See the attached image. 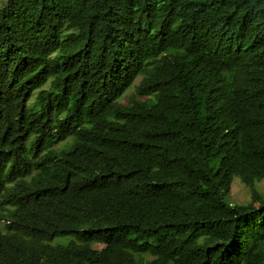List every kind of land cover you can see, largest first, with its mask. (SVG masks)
I'll list each match as a JSON object with an SVG mask.
<instances>
[{
    "label": "trees",
    "instance_id": "trees-1",
    "mask_svg": "<svg viewBox=\"0 0 264 264\" xmlns=\"http://www.w3.org/2000/svg\"><path fill=\"white\" fill-rule=\"evenodd\" d=\"M263 178L264 0H0V264H264Z\"/></svg>",
    "mask_w": 264,
    "mask_h": 264
},
{
    "label": "rangeland",
    "instance_id": "rangeland-1",
    "mask_svg": "<svg viewBox=\"0 0 264 264\" xmlns=\"http://www.w3.org/2000/svg\"><path fill=\"white\" fill-rule=\"evenodd\" d=\"M138 81L139 77H137L131 84V86H129L123 92L118 100H116V102L114 103V107L120 110H126L135 102H144L151 106L161 105L162 91L157 88H150L143 94H137L135 92V86L137 85ZM252 188L257 192L264 193V178L260 181L255 182ZM225 201L229 204L240 206H245L252 203L251 188L241 180L236 171H232L229 174V190L225 195ZM58 241L62 243L65 249H67L71 253H75L85 248V245L76 244L70 239L58 238ZM92 247L99 248L98 245H92Z\"/></svg>",
    "mask_w": 264,
    "mask_h": 264
}]
</instances>
